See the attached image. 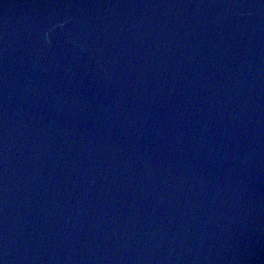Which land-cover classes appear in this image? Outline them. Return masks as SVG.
<instances>
[{
	"label": "water",
	"instance_id": "95a60500",
	"mask_svg": "<svg viewBox=\"0 0 264 264\" xmlns=\"http://www.w3.org/2000/svg\"><path fill=\"white\" fill-rule=\"evenodd\" d=\"M0 264H264V0H0Z\"/></svg>",
	"mask_w": 264,
	"mask_h": 264
}]
</instances>
